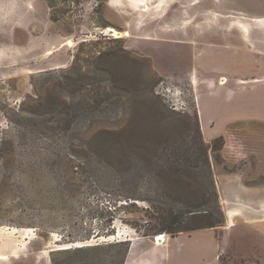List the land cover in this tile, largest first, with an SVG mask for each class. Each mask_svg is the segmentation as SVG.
Here are the masks:
<instances>
[{
  "label": "rangeland",
  "instance_id": "rangeland-1",
  "mask_svg": "<svg viewBox=\"0 0 264 264\" xmlns=\"http://www.w3.org/2000/svg\"><path fill=\"white\" fill-rule=\"evenodd\" d=\"M126 1L0 0V264H264V0Z\"/></svg>",
  "mask_w": 264,
  "mask_h": 264
},
{
  "label": "crops",
  "instance_id": "crops-1",
  "mask_svg": "<svg viewBox=\"0 0 264 264\" xmlns=\"http://www.w3.org/2000/svg\"><path fill=\"white\" fill-rule=\"evenodd\" d=\"M110 1L113 4H115L116 6H120L121 8H123L124 6L128 7V3H129L128 1L123 0L122 1V3H124V6H123V5H118L119 4L118 0H110ZM148 1L147 2L141 1V3H139V7L140 8L143 7L142 10L145 13L150 11V3ZM153 1H154V3H159V6H160V4L163 3V1H165V0H153ZM229 1H231V2L228 3L226 0H213V1H211V3H213V4H215V2H218L221 5V8L219 7V9H221V10H219L218 13L216 10H213V13L214 14L216 13L217 15L222 17L224 15V13L226 11H228L227 9H229L231 15H240L241 0H229ZM166 2L169 4V7L172 6L173 8H177L178 7L177 3L179 1L178 0H167ZM249 2L251 3L252 1L250 0ZM249 2L246 5L249 6V4H250ZM193 4H194L193 0H180V5H183L184 7L193 6ZM216 7H218L217 3H216ZM208 48H213L212 50H214V51L212 52V56L210 54V56H209L210 59L208 61L206 59H203V61L200 62V65H201L200 67L203 70H206L208 72L216 71L215 67L219 66L220 64L221 65L226 64L228 67H233L234 64L239 63V59H235L234 57L227 54L226 46H224V47L217 46L216 47V46L210 45V46H208ZM208 62H209V64H208ZM222 86H225V85H222ZM223 100L225 101V103L223 105H222V103H221V105H218L217 102H219V101L208 102L206 104V108L199 105V110L201 113H203L202 117H201V125L203 128L206 126H209L210 122L212 121L211 119H208V117H205L206 112H213L214 111L216 113L217 119H219L221 124H223L224 122H227V121H234L235 119L241 121V120H244L245 118L251 116L246 111V103L244 102L243 98L242 99L240 98V100L236 99V98L234 99L233 97H228L227 94L224 93L223 94ZM234 105H235V107H237L238 105H241V109L239 111L234 110L235 109V108H233ZM225 114H228V115H225ZM234 115H235V117H233ZM237 120H235V121H237ZM215 135H216L215 131H209V133L206 135V138L210 141L213 137H215ZM229 178L234 180L233 181L234 184L232 185V189L235 192L239 193V196H237L235 199L236 202L239 200L240 204H244L246 206L248 204V201L255 199L256 193H254V191L248 189V187L244 186L241 183L239 184L233 177H229ZM221 196L223 197L222 194H221ZM224 196L226 199H225L223 204L226 205V204H228V202L226 201L228 199H227L226 195H224ZM236 215H238V214H236L235 212L229 211L226 215L227 221L230 222L233 219L235 220ZM135 241L136 240L131 241L130 250L126 256L124 264H138L140 259H143L148 255V251H144V252H141L140 254H138L139 248L136 245ZM181 243H182V238L180 239L179 245H181ZM166 245L167 244L162 245V246H157L153 242V249H154V251H156L158 253V252H160L161 248L165 247ZM179 245H176V247ZM143 261L145 262V259H143ZM146 264H149V263H146Z\"/></svg>",
  "mask_w": 264,
  "mask_h": 264
},
{
  "label": "bare ground",
  "instance_id": "bare-ground-1",
  "mask_svg": "<svg viewBox=\"0 0 264 264\" xmlns=\"http://www.w3.org/2000/svg\"><path fill=\"white\" fill-rule=\"evenodd\" d=\"M105 32H107V33H109V34H111L112 36H114L115 38H127V37H131V34H130V32H128V31H125V32H118L116 29H114V28H108V29H106V31ZM67 46H72L71 44H67ZM226 80H222V83L223 84H225L226 82H225ZM154 241H155V238H154ZM155 243V242H154ZM168 243V240H167V237L166 236H162L161 238L160 237H158L157 238V242H156V245L157 246H162V245H164V244H167ZM1 260H8V258L7 257H5V256H3V257H1L0 258Z\"/></svg>",
  "mask_w": 264,
  "mask_h": 264
},
{
  "label": "trees",
  "instance_id": "trees-1",
  "mask_svg": "<svg viewBox=\"0 0 264 264\" xmlns=\"http://www.w3.org/2000/svg\"><path fill=\"white\" fill-rule=\"evenodd\" d=\"M129 242H131V241H129ZM125 244H129L128 247H127V249L125 250V256H127L128 252L130 250V243L127 242Z\"/></svg>",
  "mask_w": 264,
  "mask_h": 264
}]
</instances>
